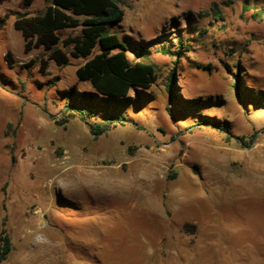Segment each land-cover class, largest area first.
<instances>
[{
	"label": "rangeland",
	"instance_id": "374dc122",
	"mask_svg": "<svg viewBox=\"0 0 264 264\" xmlns=\"http://www.w3.org/2000/svg\"><path fill=\"white\" fill-rule=\"evenodd\" d=\"M116 2L109 32L159 79L115 102L77 77L82 27L59 66L14 28L50 2L0 0L1 264H264V0ZM73 108L129 123L95 139Z\"/></svg>",
	"mask_w": 264,
	"mask_h": 264
},
{
	"label": "trees",
	"instance_id": "16d2710c",
	"mask_svg": "<svg viewBox=\"0 0 264 264\" xmlns=\"http://www.w3.org/2000/svg\"><path fill=\"white\" fill-rule=\"evenodd\" d=\"M26 7H30L37 0H22ZM50 2L41 15L34 17L21 16L14 22V28L21 32L26 53L33 49L43 47L50 52L49 59L54 60L59 66L69 63V56L59 45L61 38L58 32L67 29L82 27V34L69 37L63 41L65 47L72 46L70 55L73 58H89L94 49L99 46L100 52L87 60L77 69V77L82 82H89L96 91L94 95L99 100L122 101L129 99V94L136 95L149 90L157 84L159 76L155 66L151 63L140 61L132 64L128 58L127 48L109 28L120 23L124 13L116 0H44ZM84 18L81 20L80 18ZM4 23V19L1 24ZM5 60L13 64L12 54L8 52ZM31 66L35 61H30ZM48 67V60H40L42 73ZM175 72L169 75L168 89L174 83ZM239 74L236 75V89L239 91ZM72 116L79 117L88 127L91 135L97 139L109 132L112 128L123 126L129 121L126 117L109 116L102 119L95 114L72 109ZM208 125L221 131L226 139L238 140L246 144V137H236L232 131L218 123H197V126ZM257 134L250 137V143ZM12 251V241L3 222L0 234V264L5 261Z\"/></svg>",
	"mask_w": 264,
	"mask_h": 264
},
{
	"label": "crops",
	"instance_id": "0c3cea01",
	"mask_svg": "<svg viewBox=\"0 0 264 264\" xmlns=\"http://www.w3.org/2000/svg\"><path fill=\"white\" fill-rule=\"evenodd\" d=\"M99 186L101 187L102 185L99 184ZM100 193H105V188L103 186L100 188ZM124 193L125 192H122L120 196L123 197L124 196Z\"/></svg>",
	"mask_w": 264,
	"mask_h": 264
}]
</instances>
